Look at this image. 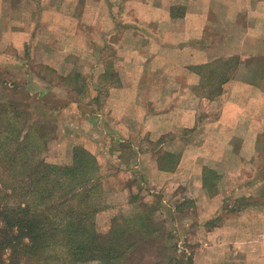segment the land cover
Returning a JSON list of instances; mask_svg holds the SVG:
<instances>
[{"label":"crops","instance_id":"1","mask_svg":"<svg viewBox=\"0 0 264 264\" xmlns=\"http://www.w3.org/2000/svg\"><path fill=\"white\" fill-rule=\"evenodd\" d=\"M20 1L24 7L20 4L10 7L8 0H0V57L5 58L0 60V70L4 74L11 73L8 74L11 77L8 86L12 96L16 90L26 91L50 110V122L62 126L58 128V144L69 143L71 146L67 158L71 160L73 148L80 145L96 157L101 166L100 173L106 169L102 165L108 161L112 171L108 173V179H114V188L124 190L127 197L119 203L129 201L131 189L147 187L154 180L163 185L167 181V187L170 184L185 189L193 187L202 193L203 187H207L203 185V162L199 159L202 146L196 144V140L193 144L189 142L195 138L201 142L210 134L200 132L201 121L196 119L197 111L203 106V75L195 68L218 61L257 62L261 66L256 68L257 81L232 82L237 84L236 92L243 85L247 92L263 96L264 0ZM181 1L185 3L180 4ZM45 2L51 5L46 7ZM78 3L82 18L77 17L72 8ZM17 10L29 16L23 19L21 14L17 15ZM89 12H97V16L91 18L87 16ZM43 13L50 14L47 33L53 42L41 39L45 34L42 23H48L43 19ZM79 25L93 27L96 31L87 34ZM137 26L145 29H137ZM151 27L156 29L155 33H147ZM122 28L127 29L126 32L116 37ZM58 40H61L59 45L54 43ZM141 44L145 45L141 47ZM74 45H80V48L74 49ZM106 45L111 46L113 61L104 66L103 60L107 57H103L98 86L111 89L107 90L109 96L105 99L91 98L90 94H97L99 87L93 83L96 80L91 78L96 74L90 70L97 67L99 72L100 64L94 65L97 56L91 53L90 46L99 49ZM10 49L16 52L19 60L10 58ZM31 49L37 51L35 56ZM39 49L46 57L39 54ZM74 55L84 65L81 70L74 71ZM28 56L38 57L37 60L49 68V81L42 79L43 74L33 71L32 59ZM179 57L183 58L181 65L176 63L172 69L164 67L165 62L178 61ZM15 63L21 66V76L26 77L22 83L13 80L19 75L15 72ZM190 65H193L192 69ZM73 75L79 77L76 83ZM233 75L237 78L241 73L237 71ZM7 82L3 77L0 86L6 87ZM207 102L212 106L214 101ZM230 102L222 101V109L228 108ZM222 109L219 117H207L206 127L208 124L216 129L225 123ZM173 129L194 130L193 136L183 142V150H165L175 154L178 161L174 166L162 167L158 151L153 152L147 145H142L140 132L143 130L148 134L144 139L147 142L160 141L162 135ZM176 138L184 140L182 135ZM231 139L223 137L222 141L228 152L232 149ZM241 139L250 142L255 140V135L249 138V134H243ZM245 144L241 155L255 154L252 149L247 152ZM239 169L242 173V169L245 171L241 166ZM226 171V177L233 181L232 175L228 176L230 170ZM255 182L245 180L242 188H249ZM184 199H190L198 206L193 215H187L196 234L191 264H264V199L249 198V201H243L246 203L241 208L233 207L241 201L237 202L230 195L202 194ZM221 205L225 207L220 208Z\"/></svg>","mask_w":264,"mask_h":264},{"label":"rangeland","instance_id":"2","mask_svg":"<svg viewBox=\"0 0 264 264\" xmlns=\"http://www.w3.org/2000/svg\"><path fill=\"white\" fill-rule=\"evenodd\" d=\"M8 5L10 7H16L18 4L21 5V7H24V3L21 4L20 0H8ZM87 1V0H82ZM96 0H89V2H93ZM153 1V0H152ZM160 1V0H159ZM76 2H80L81 0H77ZM31 4L30 2H28ZM80 3L73 6L72 8L77 15V17L82 18ZM184 1H181L180 4H184ZM32 5V4H31ZM44 6L51 5L49 2H45L43 4ZM18 12V10H17ZM25 18L27 15L26 13H17V15H20ZM43 19L46 23H42V29L45 33L44 35H41V39L45 40L47 42H51L53 39L49 36L47 32H49V19L50 14L49 13H43ZM29 16V15H27ZM26 16V17H27ZM89 17H95L97 16V12H89L87 14ZM79 28L82 29L84 32L88 33H94L96 31L93 27H87L84 25H79ZM142 27L137 26V29H140ZM145 29V28H142ZM141 29V30H142ZM127 29L122 28L118 33H116V37L120 35H123L126 32ZM155 28L151 27L147 29V33H155ZM144 31V30H143ZM141 32L139 30L140 35ZM53 42V41H52ZM61 40H58L54 43L59 45ZM145 44H141V47ZM80 48V45H74L73 48ZM91 53L97 56V60L94 62L99 63V72L97 67L94 68V70H90L92 74H96L94 78H91L92 80H96L95 83L96 86L99 84V73L102 72L103 66L102 59L103 57L106 58L103 60L105 65L112 63L113 57H112V49L111 46L106 45L103 47H95L90 46ZM35 50L31 49L30 52ZM39 54L46 57L45 53L39 49ZM32 53V56L36 55L35 53ZM9 53H11L10 58H17L16 52L13 49L9 50ZM31 56V55H30ZM38 57L31 58L28 56V59L30 61V65L33 67L34 72H38L40 74H43L42 79L50 80V73H48L49 68L42 65V63L37 60ZM73 58V64H74V71L81 70V67L83 68V63L80 61V59L75 58V55ZM71 58V59H72ZM0 60H5V58L0 57ZM17 60H19L17 58ZM101 60V61H100ZM183 61V58L179 57L178 61H172L164 63V67L166 68H175L176 63H179L181 65ZM29 64V62H28ZM184 64V63H183ZM16 67L15 72H18L19 75H17V79H13L14 81L23 82L26 80V77L21 76V66L17 63L14 64ZM18 65V66H17ZM87 66H90V62L86 63ZM93 65V67H94ZM191 69L193 68V65H190ZM223 62H213V63H206V64H200L196 65V70L198 69L202 73V83H201V94H202V101L203 106L201 109H199L196 113V119L197 122L201 121V130L200 132H207L210 134V137H207L206 140L202 139L201 142H198L197 138L191 139L189 143L193 144V141L196 140V144L201 143V150H202V156L201 162L202 163V181L203 185H207L206 188L203 187L202 193L201 191L198 192L197 190H194L193 187L185 189L182 186L176 185V184H170L169 187L166 186L167 181H164L165 184L163 185L162 182L156 183L154 182L147 187H139L136 190H132V193L130 197L128 198L127 203H119L120 200H125L127 197H125V193L120 190L119 188H114L113 183L115 182L114 179H108V173L111 174V169L109 166V162L107 161L106 164H103L102 166H106V169L100 173V169L97 172V176H99L98 181L93 183V185L97 184L96 188L91 191V193L88 195L87 203H92L93 208H96V212L93 214L94 220H95V227L99 233H107L111 227V225L115 222L119 223L120 225H124V223L127 220H130L131 218H136L140 214H147L149 222L152 224L150 225V228L156 230L155 234L153 235L154 238H150L146 242V245L144 246L145 251L141 252L140 250H137L135 252L130 251L128 255L132 259V264H191V258H192V249L194 247V243H196V234H195V226L192 225V222L188 221L187 215H193L192 213L196 212L197 205L194 204V201L190 199H184L186 197H193L198 195H218L221 197H225V195L234 196V198L237 199V202H240L238 205H234L233 207H243L244 203L243 201H249V198L255 197V199H260L262 201L264 199V95L261 96L258 93H249L244 88L243 85L239 86L241 88H237L240 90L239 92L234 91L236 88V85L239 82H253L257 81L259 78L256 76V72L258 69L257 67H261L258 65L257 62L254 61H246L241 62L239 60H232L229 64V66H226ZM244 66V68H243ZM250 68V69H248ZM1 71V70H0ZM241 73V76L237 78H233V74ZM1 73L3 74L0 79L4 77V79L8 80L6 87L0 86V102H9L8 99H5L7 97H12L11 92L9 90L10 87L8 86L9 79L11 80V77L9 76L11 73L5 72L2 70ZM98 73V74H97ZM220 73V74H219ZM9 74V75H8ZM261 74V73H260ZM75 77V83L79 80V77L76 75H73V78ZM72 78V79H73ZM54 79V77H53ZM57 81L59 82L60 79L58 78ZM213 81V84L211 82ZM237 82V84H233V82ZM235 85V87H234ZM97 92L91 93V98L94 96H98L100 99H105L106 96H109V90H105L102 85L98 86ZM9 88V89H8ZM234 88V89H233ZM225 89V90H224ZM215 90V91H213ZM17 91V90H16ZM210 91H213L214 93H209ZM75 93V92H74ZM76 96V94H74ZM156 95V94H155ZM159 95V94H157ZM3 96V97H1ZM18 99L21 100V91L20 94L17 96ZM3 99H5L3 101ZM17 100V101H20ZM208 100L214 101L211 104L207 102ZM224 100H229L230 105L228 108L222 109L221 102ZM237 100V102H236ZM202 103V102H201ZM234 105V107H232ZM221 109L224 112L225 116V123L220 125L216 129H212L211 125L207 124V127L205 126V120L207 117H219V114L221 112ZM228 109V110H227ZM10 112V109H6ZM32 110V109H31ZM30 110V111H31ZM227 110V111H226ZM29 111V112H30ZM152 111V110H151ZM5 111H2V113ZM142 111L138 113L141 114ZM11 113V112H10ZM31 113V119L28 121L30 124L33 123L35 116H40L41 112L38 110L37 115L35 113V116L33 114V110ZM29 113V114H30ZM21 114V111H20ZM8 116H11L8 114ZM2 117H0L1 119ZM18 118V119H17ZM17 118L13 117L11 119L16 121V124H10L11 128H15L17 132H19V129L21 128V115ZM28 119V118H26ZM58 122H61V120L58 118ZM4 121H0V123H3ZM91 121L90 123H92ZM28 123V124H29ZM53 124V123H52ZM87 125V124H86ZM89 125V124H88ZM213 125V124H212ZM59 126L62 128L61 125H49L46 129V132L43 134L44 143H40L41 141L38 140L37 142L40 144L39 146V156L43 160V162L48 164H55L57 166L68 164L70 165L72 162V159L69 160L67 158V153L71 151V146L69 143H60L58 144V138H59ZM91 127H94L92 124H90ZM89 127V126H88ZM198 127V125H197ZM85 128V127H84ZM83 130V128L80 129V131ZM197 130V129H196ZM72 131V130H71ZM194 130L185 131L180 129H173L170 131V133L166 135H162V138H160V141H149L144 140L148 134L144 133L143 130H141V134L143 136V142L142 145H147L149 148L153 150V152L158 151V157L161 159L162 167H171L177 164L178 157H176L175 154L168 155V151L165 150H173L177 152L178 150H183V142L188 140L190 138V135L193 136ZM183 132V133H182ZM20 133V132H19ZM243 134H249V138L252 135H255V140H249L247 142L243 141L241 139ZM182 135L184 137V140H177V136ZM223 137H231L232 141V149L231 152H228L222 143ZM0 144H5L6 139L3 137L1 138ZM81 141H79L80 144ZM205 143V145H204ZM246 143V144H245ZM188 144V143H186ZM245 144V150H249L247 152H251V149L255 151V154L253 152V155L251 156H243L241 155L243 146ZM6 145V144H5ZM204 145V146H203ZM77 146V145H75ZM80 146V145H79ZM3 149H0V155H2ZM162 152V153H161ZM90 153V152H89ZM211 153H213L211 155ZM92 154V153H90ZM248 153H245V155ZM4 156V155H3ZM94 156V155H93ZM212 156V157H211ZM1 157V156H0ZM39 157V158H40ZM95 157V156H94ZM96 158V157H95ZM109 158V157H108ZM158 158V160H159ZM32 161H34V157H31ZM110 159V158H109ZM98 162V161H97ZM34 163V162H33ZM99 168L101 167L98 163ZM240 166L241 168H244L245 171L242 169L243 173L240 172ZM20 170V169H19ZM226 170H230V173L228 176L232 175V179H229L226 177ZM6 173L8 177L14 176V181H11L10 179L5 176V184L7 186L14 185L16 183H21V170L17 174L15 168H14V174L7 171ZM244 176V179L242 177ZM34 177H30L28 182H31ZM228 180V181H227ZM245 180L249 181H257L253 184V186L249 188H242V182ZM216 181V182H215ZM172 183V181H170ZM92 184V183H91ZM214 184V185H213ZM234 184V185H233ZM259 184V185H258ZM30 187H32V183H30ZM210 185V187H209ZM233 185V186H232ZM246 185V184H245ZM258 185L259 187H255ZM21 186V185H20ZM144 186V185H143ZM213 186V187H211ZM232 188L234 190H232ZM227 190V193H226ZM232 190V191H231ZM244 193H247L244 194ZM249 193V196H248ZM262 199V200H261ZM13 201V200H12ZM43 207V205H42ZM224 208L225 205H221L220 208ZM219 208V210H220ZM225 211L224 209L222 210ZM240 211V210H238ZM186 235H185V234ZM144 245V243L140 244Z\"/></svg>","mask_w":264,"mask_h":264},{"label":"trees","instance_id":"3","mask_svg":"<svg viewBox=\"0 0 264 264\" xmlns=\"http://www.w3.org/2000/svg\"><path fill=\"white\" fill-rule=\"evenodd\" d=\"M19 94L15 91L5 98L9 102H0V121H4L0 142L6 139V145L0 144V264H132L129 252H144L146 242L154 238L150 218L143 213L99 233L93 217L96 208L87 203L99 178L97 159L75 146L70 165L43 162L37 141L43 144L46 128L53 126L50 110L26 91L21 92V100ZM31 109L34 116L41 112L32 124ZM20 115L19 133L8 123L16 124L11 118ZM14 168L18 175L21 170L22 184L7 186L6 172L14 174ZM15 176L7 178L14 181ZM30 177L34 179L28 182Z\"/></svg>","mask_w":264,"mask_h":264}]
</instances>
